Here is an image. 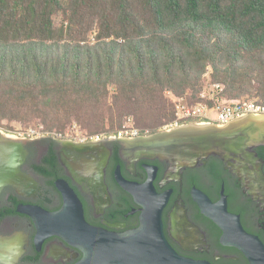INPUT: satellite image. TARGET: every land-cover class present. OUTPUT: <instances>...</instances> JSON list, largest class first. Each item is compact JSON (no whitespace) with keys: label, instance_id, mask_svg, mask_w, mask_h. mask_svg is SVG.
Wrapping results in <instances>:
<instances>
[{"label":"trees","instance_id":"16d2710c","mask_svg":"<svg viewBox=\"0 0 264 264\" xmlns=\"http://www.w3.org/2000/svg\"><path fill=\"white\" fill-rule=\"evenodd\" d=\"M208 66L222 98L264 105V0H0V125L157 129Z\"/></svg>","mask_w":264,"mask_h":264},{"label":"flooded vegetation","instance_id":"af4514ba","mask_svg":"<svg viewBox=\"0 0 264 264\" xmlns=\"http://www.w3.org/2000/svg\"><path fill=\"white\" fill-rule=\"evenodd\" d=\"M159 131L82 139L2 129L0 138L22 144L24 153L16 176L0 189V238L7 240L0 246V264H77L82 259L83 252L61 236H40L34 219L21 211L26 206L58 211L64 203L59 184L75 191L91 225L118 232L138 227L143 206L122 182L152 184L157 194H168L164 231L179 254L211 264L247 260L221 243V228L202 213L193 194L200 190L217 202L224 191L229 211L264 243V146L254 147L252 158L211 154L195 163L138 149Z\"/></svg>","mask_w":264,"mask_h":264},{"label":"water","instance_id":"95a60500","mask_svg":"<svg viewBox=\"0 0 264 264\" xmlns=\"http://www.w3.org/2000/svg\"><path fill=\"white\" fill-rule=\"evenodd\" d=\"M164 133L138 149L191 163L211 154L252 158L253 148L264 146V118L234 120L202 131ZM23 153L22 144L0 138V189L16 176ZM122 183L143 206L141 223L131 230L118 232L91 225L85 218L82 201L67 183L59 184L64 203L58 211L47 212L34 206H26L21 211L34 219L40 236L57 234L78 247L83 257L77 264H211L179 254L168 241L162 219L168 194H157L152 184ZM193 195L202 213L221 228L223 245L240 250L249 264H264L263 241L244 228L239 215L229 211L224 191L217 202L200 190ZM6 241L0 238V246Z\"/></svg>","mask_w":264,"mask_h":264},{"label":"built area","instance_id":"2783aa9c","mask_svg":"<svg viewBox=\"0 0 264 264\" xmlns=\"http://www.w3.org/2000/svg\"><path fill=\"white\" fill-rule=\"evenodd\" d=\"M222 90L223 88L221 83L212 82L211 79H209L206 88L200 94L201 100L197 102H191L185 97L174 98L176 118L174 119L173 123L167 125L166 127L169 128L178 126L187 120L212 122L213 119L216 124L224 125L232 122L242 115L264 114L263 104H259L253 99H242L239 101L229 102L227 99L221 97ZM144 133L147 132H143L142 130L140 131L138 128L124 125L122 129L117 132L116 136L135 137ZM19 134L23 135V133ZM32 134H38L42 136L51 135L56 137L65 136L63 133H49L45 130H43L42 133L40 131L30 129V131L27 132V135L31 136ZM89 138L90 137H83L82 139Z\"/></svg>","mask_w":264,"mask_h":264},{"label":"rangeland","instance_id":"374dc122","mask_svg":"<svg viewBox=\"0 0 264 264\" xmlns=\"http://www.w3.org/2000/svg\"><path fill=\"white\" fill-rule=\"evenodd\" d=\"M93 41H95L94 36H92L90 38V42H93ZM211 72H212V67L208 66L207 71H206V73L204 75V81H203L205 88L207 86V82H209V79H210L209 75H211ZM112 91H113V89H112ZM169 95L171 96V94H169ZM199 100H201V96L200 95H199ZM199 100H197V101H199ZM109 101L111 103H113L111 97H110ZM197 101H194V102H197ZM172 102H174V101H172ZM115 114L117 115V113H115ZM213 120H212V122L216 123ZM108 121H109V119H108V117H106V124H105V128L106 129L103 130L102 132H97V133H88L85 129L82 128L80 123L73 121V122L69 123V125H68V127L66 129V132H63V134H65L64 137H67V138H83V137H96V136L103 137V135H105V134L106 135H112V134H114V132L117 133L119 130L122 129V127L124 125H128V127L130 126V127L138 128L140 131L142 130L143 132L149 133V132H152V131H157V130L159 131V130L167 129L168 127H166V126L170 125L171 123H173L174 120L169 121V122H165L164 124L159 126L157 129H153V127H150V126H141V127L136 126L135 125L136 124L135 120L133 119L132 115H128L123 120L121 127L119 126L116 129H114V130H110V125H109ZM4 122H5L6 125H0V128L8 131L9 133L16 134V135H20L19 133H23V135L28 136L27 132L30 131V129H34V130L40 131L42 133H43V130L48 131L49 133H61V131H57L54 128L50 129V130L46 129V124L43 123V122H40V121L39 122H32V123H30L28 125H26V124H24V123H22L20 121H16V120H13V121L5 120ZM191 122H194V124H189V125H186V126L188 127V126H193V125H198V126L212 125V124L204 123L202 121H198V122L189 121L187 123H191ZM182 123H184V122H182ZM167 130H173V129L170 128V129H167ZM35 135L36 134H32L31 136H35Z\"/></svg>","mask_w":264,"mask_h":264},{"label":"bare ground","instance_id":"6f19581e","mask_svg":"<svg viewBox=\"0 0 264 264\" xmlns=\"http://www.w3.org/2000/svg\"><path fill=\"white\" fill-rule=\"evenodd\" d=\"M261 115H263V114H246V115H242V116H240V117H238V118H236L235 120H239V122H246V121H248V120H250V119H262V118H264V115L263 116H261ZM248 117V118H247ZM246 118V119H245ZM242 119V120H241ZM202 122H204V123H208V124H212V125H203V126H198V125H193V126H186V125H189V124H194V122H191V123H186V124H180V125H178V126H173V127H170L171 129H173V130H167V129H170V128H167V129H165V131L164 132H175V131H179V130H196V129H198V130H200V131H202V130H206V129H212V128H215L216 126H218V127H220V126H223V125H219V124H215V123H213V122H206V121H202ZM198 124V123H197ZM243 124V123H242ZM186 127H185V126ZM162 133V132H160V133H156V134H154L153 136H152V138L151 139H146V140H144V141H142L140 144H148V143H150L152 140H156V138H158V136H160V135H164L165 133Z\"/></svg>","mask_w":264,"mask_h":264},{"label":"clouds","instance_id":"9594fccd","mask_svg":"<svg viewBox=\"0 0 264 264\" xmlns=\"http://www.w3.org/2000/svg\"><path fill=\"white\" fill-rule=\"evenodd\" d=\"M233 121H234V120H233ZM197 122H198V121H197ZM182 124H184V123H182ZM215 124H216V123H215ZM224 125H226V124H224ZM116 134H117V133H116ZM116 134H115V135H116Z\"/></svg>","mask_w":264,"mask_h":264},{"label":"crops","instance_id":"0c3cea01","mask_svg":"<svg viewBox=\"0 0 264 264\" xmlns=\"http://www.w3.org/2000/svg\"><path fill=\"white\" fill-rule=\"evenodd\" d=\"M264 115V114H263ZM263 115H261V116H263Z\"/></svg>","mask_w":264,"mask_h":264}]
</instances>
